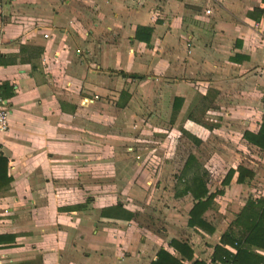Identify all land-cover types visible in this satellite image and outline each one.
Instances as JSON below:
<instances>
[{"label": "crops", "instance_id": "0c3cea01", "mask_svg": "<svg viewBox=\"0 0 264 264\" xmlns=\"http://www.w3.org/2000/svg\"><path fill=\"white\" fill-rule=\"evenodd\" d=\"M144 26L149 41L136 36ZM0 83L11 178L0 187L10 207L0 216V264H150L163 248L181 258L172 239L209 263L245 204L264 200V161L259 171L243 162L244 148L263 151L244 133L264 116V0H0ZM184 138L197 148L222 141L204 162L192 152L211 192V173L225 172L220 184L240 165L255 173L242 183L235 173L217 197L237 189L241 198L259 173L240 210L219 207L217 224L215 206L206 211L213 233L188 225L185 186L173 199H191L186 225L178 230L174 213L155 228V194ZM141 139L160 146L135 148ZM118 204L134 216L119 218ZM198 237L208 251L195 249Z\"/></svg>", "mask_w": 264, "mask_h": 264}, {"label": "trees", "instance_id": "16d2710c", "mask_svg": "<svg viewBox=\"0 0 264 264\" xmlns=\"http://www.w3.org/2000/svg\"><path fill=\"white\" fill-rule=\"evenodd\" d=\"M142 31L147 36H142ZM152 27H139L137 37L150 40ZM264 103V98H263ZM244 138L252 145L264 151V116L260 128L257 132L245 131ZM198 143V141H196ZM201 163L195 154L188 156L184 171H192L191 184L185 185L183 192L190 193L194 198V204L189 211L188 225L213 233L215 228L206 221L204 214L209 208L215 206V198L223 193V189L211 192L206 185L205 177L207 172L201 169ZM194 169V170H193ZM238 172L237 182L242 183L246 178H253L255 173L240 165L237 169L231 168L224 179L222 185L231 183L235 173ZM11 178L7 175V160L0 154V187L10 182ZM119 218H132L133 212L125 210L121 204L114 209ZM170 246L181 256L177 257L167 249H160L157 253V259L150 264H211L212 262H221L222 264H264V200H249L236 219L232 221L228 230L222 234L220 241L214 245V253L210 262L204 259L195 258V252L187 241L172 239ZM230 247L234 248L232 251Z\"/></svg>", "mask_w": 264, "mask_h": 264}, {"label": "rangeland", "instance_id": "374dc122", "mask_svg": "<svg viewBox=\"0 0 264 264\" xmlns=\"http://www.w3.org/2000/svg\"><path fill=\"white\" fill-rule=\"evenodd\" d=\"M176 142H177V140L173 142V149L175 150V147L178 148L179 156L177 158L173 157V159H175V161L173 162L174 164H172L173 166H172L171 170L166 171V166H165V169L163 171V176H161V180H163L162 182H165L168 186H166L164 188V190H165L164 192L162 190V191L157 192V194H155L157 196L156 197L157 200H160V199L162 200L160 203H155V206H153V209H155V213H158L157 216L159 218L158 222L156 221L155 228H160L162 226L163 222H162V219L160 218V216L164 215L163 218H165V216H167L166 218H168L170 215H172L174 213L177 214L176 217L180 218V220H178L177 229L179 230V228L184 227V225H186V221H185V219L187 218L186 214H187L188 208L191 205V199H189L187 197L182 198V200H180V201H178V203H176L175 200L173 199V195L177 191H179V189H181L182 187H184L187 184H191V182H192V180L187 181L189 178H191L192 172L188 171V170L184 171V169L182 167H183L184 160L186 159L187 155L189 153H192L194 151V149L197 148L194 146V143L196 141H194L192 139L189 140L187 138H184L183 140H180L178 143H176ZM146 143L150 144L151 141H149V140L144 141L142 139L137 140L136 141L137 147H135V148H139V147L145 148ZM221 144H222V141L214 140V141H209L208 144H204L201 147H198L197 148L198 152L199 151L201 152V155L199 157L200 160L202 162H204V159L207 157L208 151H211L212 148H214V147L216 148ZM150 145L151 146L149 148H155V147L160 146L158 141H153ZM130 147L134 148V146H130ZM244 149H246L245 151H246L247 155L245 154V158L243 159V162H245L248 165L253 166L255 169H258V171H259V163H262V161H264V152L263 151L259 152V150H254L252 148H248V149L244 148ZM252 155H254V156H252ZM136 159L138 160V158H136ZM152 159L154 161L153 163H155L157 166L163 165V163H160L161 161H160L159 156L153 155ZM151 161L152 160H150L149 162H151ZM262 172H264V170ZM224 173H225L224 171H220L219 173H211V175L209 176V180H211V184H212V186H211L212 192H215L216 190H219L223 187V185L220 184L219 181L221 180V177H222V175H224ZM260 182H264V180H260ZM254 189H259V173H257V177H255L254 180L249 183V189L247 190V192H245V191L243 192V196H241V198L233 197V196H235L237 189H231L232 196L230 197V200L222 198V197H217L218 201L215 200V207L210 212V217L212 218V221H215L216 224L222 221L220 216L217 214V209L219 207H226V208L229 207L228 209L230 211H234L237 209L240 210L244 206L246 201L250 197L253 196L252 191ZM158 196H160V197H158ZM228 203H229V205H228ZM150 208H152V206ZM194 230L198 234H200L196 229H194ZM209 243L205 242V237L204 238L198 237L197 243H194L193 246L195 247V245L197 244L195 249L196 250L201 249L202 252L204 253V252L208 251L207 248H209V246H210ZM203 249H205V251H203Z\"/></svg>", "mask_w": 264, "mask_h": 264}, {"label": "built area", "instance_id": "2783aa9c", "mask_svg": "<svg viewBox=\"0 0 264 264\" xmlns=\"http://www.w3.org/2000/svg\"><path fill=\"white\" fill-rule=\"evenodd\" d=\"M206 12L210 13V10H207ZM9 116H10V109L8 103L0 93V135L6 133L9 130V125H10ZM9 212H10V207L4 206L0 197V216L4 214H8ZM0 223H1V219H0ZM0 263H1V250H0Z\"/></svg>", "mask_w": 264, "mask_h": 264}]
</instances>
